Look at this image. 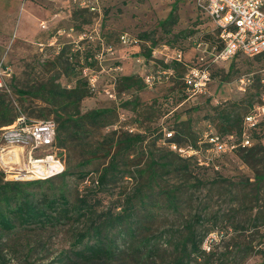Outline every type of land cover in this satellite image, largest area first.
I'll use <instances>...</instances> for the list:
<instances>
[{"label":"rangeland","instance_id":"rangeland-1","mask_svg":"<svg viewBox=\"0 0 264 264\" xmlns=\"http://www.w3.org/2000/svg\"><path fill=\"white\" fill-rule=\"evenodd\" d=\"M82 1L0 0V58L14 69L4 94L19 115L60 124V116L75 109L53 103L49 90L56 85L70 89L79 81L88 83L89 90L81 112L109 106L116 110L106 126L85 122L78 127L72 122L59 134L56 152L68 171L69 198L75 202L86 195L94 212L58 230L21 236L11 243V263L62 264L61 253L81 229L129 214L110 226L118 248L114 264L169 263L189 222L198 239L203 238L202 249L211 252L191 264H264V183L260 190L255 186L263 161L245 162L240 143L246 129L249 147L264 145V113L255 126L244 123L254 107L264 105V55L214 60L222 45L219 29L197 0H100L99 11L83 7ZM172 10L174 17L163 24ZM124 31L138 42L123 45ZM201 65L210 68L211 81L204 93L189 96L184 77ZM129 74L143 80L160 77L152 87L145 84L135 105L125 102L137 92L118 88L119 77ZM170 132L174 137H168ZM125 133L141 137L116 157L119 170L129 168L133 175L117 170L96 185ZM213 133L236 147L215 158L207 142ZM172 137L177 148L168 143ZM3 143L20 155L12 168H2L7 179L15 180L16 170L28 163L30 143L19 149L21 143L11 135ZM189 146L198 152L180 153L179 148ZM52 151H34V156ZM84 172L89 173L86 179L80 175ZM63 181L56 177L52 183ZM169 193L174 194L172 203ZM257 212L258 221L253 219ZM145 236L160 249L153 261L138 263L135 244Z\"/></svg>","mask_w":264,"mask_h":264},{"label":"trees","instance_id":"trees-1","mask_svg":"<svg viewBox=\"0 0 264 264\" xmlns=\"http://www.w3.org/2000/svg\"><path fill=\"white\" fill-rule=\"evenodd\" d=\"M173 15L172 10L163 24L169 22L174 17ZM260 55H264V53ZM144 81L145 79L138 78L135 74L119 77V91L134 89L138 95L131 102H125L126 104L135 105L134 101L142 100L140 92L146 86ZM49 91L53 103L58 102L64 104L65 107L75 109L74 113H66V116H60L62 118L60 124L57 122L55 145L58 148H60V131L67 129L72 122L78 127H81L85 122H90L92 125L106 126L116 113L115 108L111 106L93 108L86 112L80 111V103L85 97L89 96L88 83L81 84L79 81L76 86L70 89L56 85ZM4 92L0 89V128L13 125L18 117L22 116L16 112L14 106L6 99ZM56 98L57 100H55ZM122 135L125 138L118 142L119 148L114 153L116 156L114 158L111 156V162L101 175L95 179L96 185L103 184L109 173L120 171L116 157L123 154L124 151L127 152L132 149L137 140L141 138L138 135L128 133ZM173 137L168 138V143H178ZM241 150L244 152L241 157L245 162L254 164V162L261 163L263 161L262 170H257L255 175L256 190H260V186L264 183V145L242 146ZM60 156L62 157V155ZM120 172L124 176L133 175L129 168H125ZM145 172L146 170L142 173ZM152 174L156 176L154 169ZM67 175L68 171L65 169V171L45 179L10 180L6 178V172L0 170V264H12L9 251L12 250L15 253V250L11 249V243L18 241L21 236L53 229L58 230L70 221L74 219L81 221L94 212V206L91 205L86 195L78 196L75 202L70 200L66 188ZM80 175L86 179L89 173L84 172ZM56 177L63 178L64 181L61 185H53L52 182ZM47 184L52 187L45 188ZM168 198L172 203L174 194L171 193ZM128 217L129 214H117L115 217H111L108 222L90 223L84 229H81L72 242V246L61 253V263L114 264L118 257V248L110 235V226L114 222L122 223ZM259 218L260 212H257L253 219L258 221ZM199 239L196 227L189 222L182 237L174 244L176 250L174 259L167 264H191V261L201 254H211V252L202 249L203 238L200 237ZM152 240L153 238L148 236L137 240V244H135L136 255L134 256L138 263L151 262L155 259L154 255L159 252L160 248Z\"/></svg>","mask_w":264,"mask_h":264},{"label":"built area","instance_id":"built-area-1","mask_svg":"<svg viewBox=\"0 0 264 264\" xmlns=\"http://www.w3.org/2000/svg\"><path fill=\"white\" fill-rule=\"evenodd\" d=\"M197 3L202 12L219 29V39L222 45L215 53L214 60L226 62L238 55L253 57L264 53V0H197ZM81 5L92 11L100 10V0H83ZM89 37L94 39L92 35ZM120 42L129 46L137 43L138 39L134 38L130 32L124 31L120 34ZM108 51L114 53V47L109 46ZM13 74V66L4 58H0V89L10 90L9 81ZM159 78V76L147 75L145 82L152 87ZM184 80L189 96L202 94L207 90L211 81L210 68L205 65L192 67ZM262 113H264V105L254 107L253 111L245 117V125L255 126ZM57 128L58 124L55 119L28 120L23 115L18 117L13 125L0 128V131H4L3 135H0V170L4 168L7 171L6 168L10 167L9 165L18 163L19 152L16 153L17 149L13 147L14 151L2 140L3 137L7 138L11 135L21 143L19 149L24 150L27 141L30 143L27 152L28 163L24 168L16 170L15 180L45 179L65 171V161L56 152L59 149L55 145ZM246 131L245 129L240 143L243 146H251V139ZM170 136H173L172 132L168 133V137ZM207 142L211 145L209 150H212L215 158L236 147L235 144L229 143L216 133L210 134L207 137ZM173 147L177 148V145L173 143ZM189 147L190 150L179 148L180 153L198 152L193 150L192 146ZM49 150L53 151L34 156V151ZM20 174L25 175L24 179L18 178Z\"/></svg>","mask_w":264,"mask_h":264},{"label":"crops","instance_id":"crops-1","mask_svg":"<svg viewBox=\"0 0 264 264\" xmlns=\"http://www.w3.org/2000/svg\"><path fill=\"white\" fill-rule=\"evenodd\" d=\"M118 68H121L119 65L117 66Z\"/></svg>","mask_w":264,"mask_h":264}]
</instances>
